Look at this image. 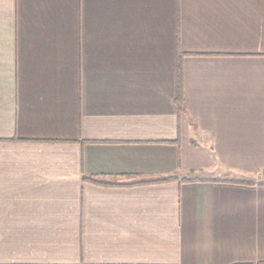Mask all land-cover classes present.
<instances>
[{
  "label": "crops",
  "instance_id": "0c3cea01",
  "mask_svg": "<svg viewBox=\"0 0 264 264\" xmlns=\"http://www.w3.org/2000/svg\"><path fill=\"white\" fill-rule=\"evenodd\" d=\"M263 179L264 0H0V264L264 263Z\"/></svg>",
  "mask_w": 264,
  "mask_h": 264
},
{
  "label": "trees",
  "instance_id": "16d2710c",
  "mask_svg": "<svg viewBox=\"0 0 264 264\" xmlns=\"http://www.w3.org/2000/svg\"><path fill=\"white\" fill-rule=\"evenodd\" d=\"M177 104L179 111L182 110V73H181V61H179V88H178V95H177ZM174 176L166 177V178H159V179H148V180H139L130 183H117V182H107V181H99L92 178H88L89 181L105 186H120V185H135V184H148V183H161L170 180H175ZM264 264V263H260Z\"/></svg>",
  "mask_w": 264,
  "mask_h": 264
},
{
  "label": "rangeland",
  "instance_id": "374dc122",
  "mask_svg": "<svg viewBox=\"0 0 264 264\" xmlns=\"http://www.w3.org/2000/svg\"><path fill=\"white\" fill-rule=\"evenodd\" d=\"M257 179V178H256ZM258 179H260V178H258ZM264 180V179H263Z\"/></svg>",
  "mask_w": 264,
  "mask_h": 264
}]
</instances>
